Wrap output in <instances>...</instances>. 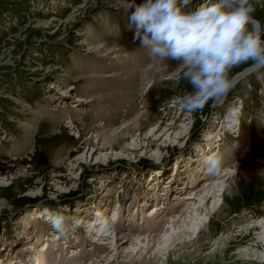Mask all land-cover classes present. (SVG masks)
<instances>
[{
    "label": "rangeland",
    "instance_id": "1",
    "mask_svg": "<svg viewBox=\"0 0 264 264\" xmlns=\"http://www.w3.org/2000/svg\"><path fill=\"white\" fill-rule=\"evenodd\" d=\"M126 2L138 5L145 0H0V264L18 255V247L30 250L26 258L21 256L24 264V258L28 264L32 259L37 264H66L62 252L73 264H91L95 257V264H264L263 241L255 246L261 229L250 227L264 218V70L241 80L222 107L186 112L171 99L188 86L181 82L172 90L167 81L181 67L157 63L152 72L146 68L148 50L134 39L135 28L126 27L134 11H125ZM205 2L191 0L188 8ZM253 3L254 15L264 25V0ZM138 51L145 66L135 65ZM157 66L166 69L163 80ZM242 104L244 132L254 136L245 134L241 150L231 148L228 140L236 129L227 134L224 117L229 107ZM135 120L141 124L135 126ZM122 127L128 131L125 138L104 147L101 136ZM218 129L227 134L219 146L221 154L228 152L233 160L226 175L223 166L213 178L223 193L221 207L213 205L211 197L199 210L206 218H197L188 213V203L198 207L209 197L201 198L206 195L202 192L183 198L199 181L207 185L213 180H205V166L198 158L213 152ZM148 137L147 147L143 140ZM177 169L185 177L172 178ZM166 188L170 194L163 199ZM157 203V213L148 209ZM115 206L117 234H110L111 227L102 236L114 239V246L91 245L74 225L68 235H61L35 219L45 208L77 218L101 207L108 218ZM144 210L148 219L141 224ZM178 213L186 223L170 230ZM131 225L138 226L132 230ZM153 228L156 232L149 235ZM48 232L60 234L62 240L53 244V237L48 238L52 247L43 252L39 247ZM136 233L143 236L135 239ZM86 235L102 242L88 231ZM167 237L166 249L157 246ZM69 239H74L72 247ZM125 239L129 241L122 244ZM69 249L73 253L66 254Z\"/></svg>",
    "mask_w": 264,
    "mask_h": 264
},
{
    "label": "clouds",
    "instance_id": "2",
    "mask_svg": "<svg viewBox=\"0 0 264 264\" xmlns=\"http://www.w3.org/2000/svg\"><path fill=\"white\" fill-rule=\"evenodd\" d=\"M190 4L191 0H145L138 5L126 2L123 8L134 7L126 27L135 28L134 39L148 50L146 68L151 71L157 63L181 67L168 85L172 90L181 82L188 87L172 97L171 103L197 113L209 105L222 107L241 80L264 70V25L254 15L253 0H206L192 10ZM240 116V107L227 109L224 119L229 131L238 125ZM203 164L209 175L218 176L222 155H207ZM43 214L61 235H68L70 226L78 223L48 208ZM95 220L105 232L113 226L101 212L95 213Z\"/></svg>",
    "mask_w": 264,
    "mask_h": 264
},
{
    "label": "bare ground",
    "instance_id": "3",
    "mask_svg": "<svg viewBox=\"0 0 264 264\" xmlns=\"http://www.w3.org/2000/svg\"><path fill=\"white\" fill-rule=\"evenodd\" d=\"M255 2H260V3H262L263 2V0H254ZM128 13V12H127ZM101 48H103V46H100ZM107 51L108 53H110V52H114L115 51V49L113 48V50H111V48H110V50H108V49H104V51ZM168 68V67H167ZM155 69H157L158 70V72H157V76L159 77V79L160 80H163L162 79V77H163V74H164V72H165V70L166 69H164V68H162V67H160V66H157V67H155ZM152 72V71H151ZM167 72V71H166ZM130 75V74H129ZM175 75H170V76H168V78H167V81H168V79H171L172 77H174ZM130 79H133L132 77L130 78ZM140 79V78H139ZM119 81H121V80H119ZM130 81V80H129ZM134 81V80H133ZM158 82V81H157ZM264 89V88H263ZM262 118H264V115L262 116ZM134 124H135V126H138V125H140L141 124V122H139L138 120L136 121H134ZM134 124H132V126H134ZM131 126V128H133ZM134 126V127H135ZM264 127V126H263ZM137 128V127H136ZM170 128H173V127H170ZM169 128V129H170ZM225 128H226V126H225ZM127 129L124 127H122L121 129H117L116 131H113L112 133H109V132H107V133H104L102 136H101V138H103V143H102V145L104 146V147H106V146H112L113 144H118V143H120V141H122V139L123 138H125L124 136H125V132H128V131H126ZM158 129H156V131H157ZM131 131V130H130ZM219 132H220V130H219ZM150 136H152V135H150ZM100 138V139H101ZM151 137H148V138H144V140H143V145L145 146H149V142H148V140L150 139ZM219 141H221V137L219 136ZM88 142H86V144H87ZM99 143V142H98ZM147 143V144H146ZM221 142H219V143H217V144H213V152L212 153H218L219 151L217 150L218 148H219V144H220ZM142 145V146H143ZM218 145V146H217ZM216 146H217V148H216ZM95 151H96V149L94 150V153H95ZM157 151V150H156ZM155 151V152H156ZM211 153V154H212ZM157 155H159V156H157ZM210 155V154H209ZM155 156H157L158 158L160 157V154L159 153H157L156 152V154H155ZM199 160H201L200 162L201 163H203V159H204V157H200L199 156V158H198ZM162 161V160H161ZM246 164V166L248 167L250 164H249V161H247V159H244L243 160ZM182 163V162H181ZM192 163V162H191ZM192 165H193V163H192ZM203 166H204V164H203ZM243 166V165H242ZM190 167V166H189ZM193 167V166H192ZM231 166H224V168H225V170H226V173H224V175H226L227 174V171H230V168ZM192 168H190V170H191ZM238 169H239V167H238ZM186 171V170H185ZM188 171V170H187ZM187 173V172H186ZM207 172H205V174H206ZM241 173V172H240ZM184 172L182 173H180V171H178V169H177V172L175 171L174 173H173V175H172V178H175V177H185V175L186 174H184ZM183 175V176H182ZM206 176V175H205ZM225 177V176H224ZM214 178V176L213 177H210V179H208L207 177H206V181H210L211 179H213ZM215 179V178H214ZM214 179L212 180V181H210L207 185H205V183L204 182H202V183H200V181H199V183H198V187H196L195 189H192L193 190V192L191 191V193L192 194H195V195H192L191 193H188L189 194V196H187V197H184L183 199H190V198H194V196H196V195H198L199 194V196H200V193H202V192H204V193H206V195L204 194V195H202L201 196V198H204V196H206L205 197V199L207 198V197H209L206 201H205V203L203 202V201H201L200 202V206H198V207H194V204H191V202L190 203H188V205H187V208L188 209H190V211H188V213H192V212H194V215L197 217V218H201V217H203L204 219L206 218L205 217V213L203 214L202 213V211H203V209L199 212V210H200V208H203L204 207V205L203 204H206L207 205V201L212 197V204L213 205H217L218 206V208H220L221 207V203H219L220 202V200H219V196H222L223 195V193L221 192L222 190L220 189V187L219 186H214V184H213V182H214ZM153 181V180H152ZM171 183H172V181H171ZM171 185H174V184H170V186L169 187H171ZM199 185H200V187H199ZM202 185V186H201ZM187 186V185H186ZM193 186V185H192ZM195 187V186H194ZM217 187V188H216ZM216 188V189H215ZM191 189V188H190ZM170 189L169 188H166L165 189V191L164 192H166V198H168V195L170 194ZM194 191H197V192H194ZM211 191H212V196H208L209 195V193H211ZM159 194H160V192H158ZM142 195H143V193H142ZM193 196V197H192ZM140 198H142V196L141 197H139L138 199H140ZM136 200H135V202L138 200L137 198H135ZM178 199H180V197L178 198ZM182 199V198H181ZM193 200V199H192ZM141 201V199L140 200H138V204L139 203H141L140 202ZM222 201H223V199H222ZM219 204V205H218ZM92 205V204H91ZM158 206H160V205H151L150 206V208H148V209H151V211L152 210H156V208L158 207ZM93 207H94V205H93ZM153 207H155L154 209H152ZM134 209L136 208L137 209V207H133ZM132 208V209H133ZM206 209V208H205ZM213 209V208H212ZM98 209H96V211H97ZM114 210H115V212H113L112 214H110L112 217L111 218H115V216L118 214V211H116V209L114 208ZM130 211V210H129ZM136 211V210H135ZM135 211H134V213H135ZM146 210H144V212H143V217H142V221H143V219H144V221L145 220H147L148 218H146L145 217V215H146V212H145ZM97 212H101V213H104V208H102L101 207V209H99ZM131 212V211H130ZM187 212V211H186ZM41 213L43 214V211H39L37 214H36V218L38 219V220H40L41 222H47V218L44 216V214L43 215H41ZM153 213H155V212H153ZM156 213H157V210H156ZM128 214H129V212H128ZM127 214V215H128ZM180 213H178V215H179ZM86 215V214H85ZM34 216V215H33ZM29 217V216H28ZM44 217V218H43ZM135 217V215L132 213V218H134ZM145 217V218H144ZM175 217V216H174ZM105 218H107V217H105ZM36 219V220H37ZM113 219H111V221H113ZM185 217L183 216L182 217V214H180L179 216H178V218L177 219H175V218H173V219H171V221H172V224H171V226H169V228H170V230L173 228V227H177L178 228V230H180L181 229V227L186 223L185 222ZM75 220H77L78 221V223L77 224H79V225H81V224H85V230L86 231H84V240H86L87 241V239L86 238H89L86 234H87V231L89 232V233H91V235H93L92 237L94 238V236L95 237H100L99 238V241L101 242V243H99V242H97V241H95V240H93V239H91V238H89L91 241V245H97L98 247L99 246H102V245H104L105 243H107V244H110V246H114V239H110V238H107V239H105L104 237H102V236H105L104 234H105V231L101 228V227H99L98 225H97V223H96V220H95V216H91V215H87V216H84V215H82V214H79L78 215V217L77 218H75ZM194 220V219H193ZM35 221V220H34ZM136 221V220H135ZM130 223H133L134 224V222H132L131 220H130ZM76 224V225H77ZM141 224H143V222L141 223ZM33 225V224H32ZM35 225V224H34ZM188 225V223L185 225V226H187ZM129 226V225H128ZM122 227V226H121ZM250 227H252V229L253 230H258V228H260L261 229V232H260V234H259V238L260 239H258L257 240V242L255 243V246H256V248L258 249V247H260L259 245H261V241H263V243H262V246H264V218H262L261 220H257V221H254V223L253 224H251L250 225ZM30 228H32V227H29V229ZM34 229L36 228V226H34L33 227ZM116 229H118V226H116L115 228L112 226V231H111V233L110 234H113L112 236L114 237V235L116 236V234L117 233H115L116 232ZM249 227L248 228H246V231H249ZM147 230V229H146ZM166 230H168V227H167V229ZM165 230V231H166ZM120 231V230H119ZM149 235L150 234H152V232H156V229L155 228H153V229H149ZM201 231V228H199V232ZM36 231L34 230V233H35ZM118 232V231H117ZM120 233H121V231H120ZM34 235V234H33ZM55 235V236H54ZM52 237V239H53V244H55L57 241H59L61 238H60V234L58 235V233L57 234H54ZM132 235H134V234H132ZM140 235H142V234H140V233H136V236H137V238H135V239H139V237L138 236H140ZM143 236V235H142ZM83 238H81L80 240L78 239V242H82V239ZM115 238V237H114ZM62 240V239H61ZM83 240V241H84ZM98 240V239H97ZM110 240V241H109ZM118 240V238H116V241ZM85 241V242H86ZM129 241V239H125V240H123L121 243L123 244V243H125V242H128ZM163 241H164V244H163ZM163 241H158L159 243L157 244V246H159V245H161L162 247H165V249H166V247L169 245L168 243L170 242V239H169V237H167V238H164L163 239ZM66 242L68 243L69 242V246L70 247H72V242L70 241V239L69 240H66ZM88 242V241H87ZM162 242V244H160ZM157 243V242H156ZM8 246V244H6L5 245V247H7ZM17 246V245H16ZM28 246V245H27ZM68 246V247H69ZM131 246V245H130ZM12 247H14V246H12ZM26 247V246H25ZM51 247H52V242H47L46 244H45V246H42V247H39V249L40 250H42L43 252H46V251H49L50 249H51ZM11 248V247H10ZM9 248V249H10ZM96 248V247H95ZM15 249V248H14ZM17 250L16 251H18L19 252V254H21L22 256H28V252H30V250L28 249V248H16ZM63 248H60L58 251H60V250H62ZM93 249H94V247H93ZM164 249V248H163ZM73 250V249H72ZM132 250H133V246H132ZM58 251L57 252H55L56 254H59L58 253ZM74 251V250H73ZM73 251L71 252L70 251V249L68 250V252L66 253V254H68L69 252H71V253H73ZM62 252V251H61ZM138 252V251H137ZM55 253H53L52 254V257H53V255L55 254ZM63 253V252H62ZM62 253H61V255H60V257H62V259L61 260H64V259H66V264H73L74 263V261L75 260H73V258L72 259H69V258H66V255L63 253V255H62ZM77 253V252H76ZM89 254L90 255H92L91 254V252H89ZM96 254L97 253H94L93 255L94 256H96ZM75 255V253L74 254H72V255H70V257H73ZM82 255V254H81ZM88 255V254H87ZM129 255V254H128ZM77 256V255H76ZM93 256V257H94ZM91 257V256H90ZM93 257H92V259H93ZM1 258V257H0ZM67 259H69V260H67ZM80 261L82 260V258L80 257V258H78ZM77 259V260H78ZM84 259H85V257H84ZM10 261H9V263L8 264H22V262H20V259H18V258H16V257H13V256H10V259H9ZM59 260H60V258H59ZM37 259H33V261H32V263L31 264H37ZM98 261V258L97 257H95V262H97ZM132 260H130V261H128V262H131ZM260 261H262V260H260ZM35 262V263H34ZM63 262V261H62ZM95 262L94 261H91V264H95ZM39 264V263H38ZM60 264H62V263H60ZM112 264V263H111ZM122 264H127V263H122ZM131 264H133V262H131Z\"/></svg>",
    "mask_w": 264,
    "mask_h": 264
}]
</instances>
